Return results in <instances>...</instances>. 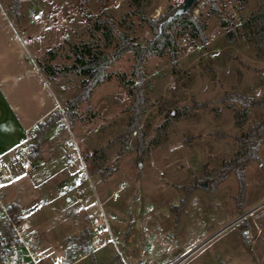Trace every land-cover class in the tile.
Instances as JSON below:
<instances>
[{
	"label": "rangeland",
	"instance_id": "obj_1",
	"mask_svg": "<svg viewBox=\"0 0 264 264\" xmlns=\"http://www.w3.org/2000/svg\"><path fill=\"white\" fill-rule=\"evenodd\" d=\"M184 2L0 0V75L6 74L7 92L31 111L56 101L55 112L62 113L42 148L39 130L33 144L39 153L24 162L7 156L0 166V190L30 223L46 250L44 264H57L87 229L88 244L100 235L116 240L96 254L100 264H125L124 258L132 264H264V138L259 159L246 168L242 196L234 172L215 182L242 151V136L264 117V106L245 109L222 99L227 93L264 97L263 0H197L202 32L174 22V42L145 55L142 160L139 134L128 132L137 123L128 87L137 82L133 49L113 61L107 80L75 108L74 119L66 104L89 75L52 74L74 62L73 45L87 55L113 51L117 32L145 45L153 37L146 18ZM175 110L185 113L174 119ZM101 210L103 216L90 217ZM76 264H94L93 256Z\"/></svg>",
	"mask_w": 264,
	"mask_h": 264
},
{
	"label": "trees",
	"instance_id": "obj_2",
	"mask_svg": "<svg viewBox=\"0 0 264 264\" xmlns=\"http://www.w3.org/2000/svg\"><path fill=\"white\" fill-rule=\"evenodd\" d=\"M19 0H17L18 3ZM264 2V0H263ZM177 10L167 11L161 14L158 18L147 17L146 22L153 31V37L150 38L145 45H142L138 42H135L129 37H126L121 32L118 33L119 43L116 44L113 51L108 52H97L87 55L79 49L78 46L73 45L72 50L74 53V62L71 65L64 66L62 68H54L52 71L53 76L59 75H68L70 73H79L87 74L89 78L86 82V85L83 89L73 97H71L66 104V114L69 119H74L76 116L75 108L82 103L83 101H89L91 99L93 90L99 84L105 82L108 78V68L113 63L114 60L120 58L126 51L133 49L137 58L135 61L134 76L136 79V84H128L129 91L134 97L133 109L135 110L136 122L130 123L128 127V132L137 131L139 134V159L143 158V146L145 144L144 137L142 136L143 130L139 125V119L142 111V107L148 100V97L145 92V74L143 69V59L145 55L154 50H162L167 43L172 44L174 42L173 35L169 30V27L174 22H183L189 25H192L197 30L202 32V27L200 26L199 20L194 13V5L185 12H182L175 16ZM14 14L17 16V8L14 10ZM114 25V22H113ZM223 100L229 99L232 102L239 103L245 109L250 107H261L264 106V97H249L241 94L227 93L226 96L222 98ZM185 112L174 111L171 115L174 119H178L183 116ZM64 115V114H63ZM62 113L60 111L53 112L45 122L41 124V139L44 138L46 131L49 128H52L57 120L61 118ZM141 135V136H140ZM264 138V117L252 125L249 130L242 136L241 145L243 147L242 151L234 157L232 160L228 161L223 169L220 171V174L216 178L215 182L222 181L226 179L231 173H235L238 178V183L240 187V196L243 195V192L246 187L245 177H246V168L247 166L259 159V150L261 146V139ZM39 142V143H40ZM128 141L124 140L123 152L127 150ZM40 149L38 148L36 152L32 153L34 156L36 153H39ZM186 198L182 201L184 203ZM240 208H243L242 205ZM18 205L13 204L12 210L13 213H16ZM90 236L89 230L82 232L79 240L74 242L75 250L80 251H90L88 244V238ZM72 242V241H71ZM93 256L94 264H97L94 254L91 253L90 257ZM122 260L119 258L118 263H121Z\"/></svg>",
	"mask_w": 264,
	"mask_h": 264
},
{
	"label": "built area",
	"instance_id": "obj_3",
	"mask_svg": "<svg viewBox=\"0 0 264 264\" xmlns=\"http://www.w3.org/2000/svg\"><path fill=\"white\" fill-rule=\"evenodd\" d=\"M45 120L46 118L42 117L26 128L24 140L5 156L0 157V166L5 164L7 156L16 162H24L30 158L35 138ZM58 132L59 127H56L55 133ZM74 158H77V155H74ZM1 173L0 170V177ZM120 185L123 187L124 182H121ZM0 187H2L1 181ZM114 196L118 197L119 191H115ZM78 199L83 201L81 195L78 196ZM12 205L0 190V264H44L46 250L44 252L41 244L35 240L31 225L23 215L17 212L13 213ZM100 216H103L102 210L90 215L91 218ZM115 241L114 237L97 236L96 239L89 242L90 251L75 250V245L71 242L63 253L56 257V262L57 264H76L80 260L90 257L91 253L94 254Z\"/></svg>",
	"mask_w": 264,
	"mask_h": 264
},
{
	"label": "crops",
	"instance_id": "obj_4",
	"mask_svg": "<svg viewBox=\"0 0 264 264\" xmlns=\"http://www.w3.org/2000/svg\"><path fill=\"white\" fill-rule=\"evenodd\" d=\"M36 68L44 74L38 63H36ZM2 75L6 74L3 73ZM2 75H0V157L5 156L12 148L24 140L27 127L42 117L48 118L56 111V101L51 105L46 104L43 108L37 109L36 112L31 111L27 104L18 103V98L11 97L9 95L10 92H7ZM45 142L46 138H43L41 148L44 147ZM98 252L94 253L95 260ZM124 261L125 264H132L126 258H124ZM97 264H100L99 261Z\"/></svg>",
	"mask_w": 264,
	"mask_h": 264
},
{
	"label": "water",
	"instance_id": "obj_5",
	"mask_svg": "<svg viewBox=\"0 0 264 264\" xmlns=\"http://www.w3.org/2000/svg\"><path fill=\"white\" fill-rule=\"evenodd\" d=\"M196 1L197 0H185L184 4L180 8L177 9V11L175 13V16H177L178 14H180L182 12H185L188 9H190L195 4ZM263 205L264 204H261L259 207H261ZM254 210H249L247 212H244L243 214L240 215L241 217L237 221H235V222H238L239 220L243 219L244 217H246L249 213H251Z\"/></svg>",
	"mask_w": 264,
	"mask_h": 264
}]
</instances>
